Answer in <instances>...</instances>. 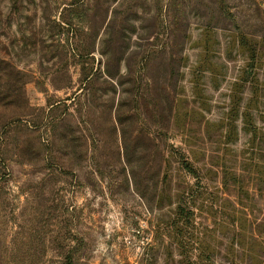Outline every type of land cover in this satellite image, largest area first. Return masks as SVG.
<instances>
[{
	"label": "rangeland",
	"instance_id": "374dc122",
	"mask_svg": "<svg viewBox=\"0 0 264 264\" xmlns=\"http://www.w3.org/2000/svg\"><path fill=\"white\" fill-rule=\"evenodd\" d=\"M0 264H264V0H0Z\"/></svg>",
	"mask_w": 264,
	"mask_h": 264
},
{
	"label": "trees",
	"instance_id": "16d2710c",
	"mask_svg": "<svg viewBox=\"0 0 264 264\" xmlns=\"http://www.w3.org/2000/svg\"><path fill=\"white\" fill-rule=\"evenodd\" d=\"M2 64H3V65H8V63H6L5 61H2Z\"/></svg>",
	"mask_w": 264,
	"mask_h": 264
}]
</instances>
